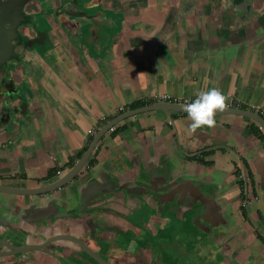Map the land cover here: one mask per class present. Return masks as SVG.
<instances>
[{"label": "crops", "instance_id": "obj_1", "mask_svg": "<svg viewBox=\"0 0 264 264\" xmlns=\"http://www.w3.org/2000/svg\"><path fill=\"white\" fill-rule=\"evenodd\" d=\"M86 2L63 24L33 18L35 30L21 27L20 40L39 37L30 49L19 41L7 47L0 78L12 86L0 87V187L57 181L132 103H190L216 87L228 108L262 117L264 0ZM9 91L24 102L16 114L6 105ZM215 119L192 136L187 115L176 112L121 121L63 188L0 193V236L12 229L18 245L19 231L29 244L72 235L111 264H155L147 247L158 233L163 243L194 238L185 246L196 248L200 264H264V139L253 132L260 127L237 115ZM82 199V214L58 217L75 213ZM142 210L150 215L145 226ZM136 242L138 258L127 254ZM50 248L85 264L70 242ZM26 255L44 263L40 253Z\"/></svg>", "mask_w": 264, "mask_h": 264}, {"label": "water", "instance_id": "obj_2", "mask_svg": "<svg viewBox=\"0 0 264 264\" xmlns=\"http://www.w3.org/2000/svg\"><path fill=\"white\" fill-rule=\"evenodd\" d=\"M29 0H25L24 3L21 5V7L28 2ZM81 0H67L62 4V7L65 9L68 8L69 6L74 9L75 6L77 5L78 2ZM69 2V6L67 7V3ZM72 9L69 11H63L61 15L65 17H76L78 18L79 15L78 13L72 11ZM21 13V10L19 12V15ZM53 14H48L46 16L48 18V21H55L57 24H63L64 21H58L56 19V15L52 16ZM52 16V17H51ZM46 18V19H47ZM45 19V20H46ZM22 24V23H21ZM20 23H17V25H21ZM7 25L9 26V30L12 28L11 24L7 22ZM32 26V24H31ZM9 84L12 86V84L9 81ZM21 95H17V93H11L10 91L8 92V100L7 106L10 109H13L14 111L12 113H17L22 109V104L24 103L21 100ZM13 103H15L13 105ZM183 106L184 104L180 103H175V102H154L148 105H144L142 107H138L135 109H128L124 111L123 113H120L110 121H108L103 127H101L98 132L93 136L92 140L90 141L87 149L83 153V155L79 158V160L66 172L63 176L59 177L57 181L44 186L40 187L37 189H32V190H27V189H17V188H9V187H0V193H5V194H11V195H29V196H46L47 194L54 192L56 190H59L69 184L70 182L73 181V179L81 172V170L85 167L87 164L91 154L93 153L94 149L96 148L97 144L99 141L103 138V136L111 130L115 125L120 123L121 121L128 119L130 117H134L136 115L142 114V113H149V112H157V111H162L165 113L169 112H176L180 114L187 115L183 111ZM220 114H226V115H237V116H242L246 117L252 121H254L260 129L264 133V119L258 115L257 113L247 111V110H242V109H231L227 108L223 112H218L216 115ZM11 116V114H10ZM4 204L5 202H1ZM87 206V201L86 199H82L80 202V206L76 209V212L74 213H67L65 212L63 215H60L58 217H73L75 214H82L85 211V207ZM12 229H8L7 233H3L2 236H0V261H9L12 264L19 263L21 261L29 260L28 256L26 255L27 253H33L37 252L42 255H47L50 257H53L56 260H60L59 255L50 252L48 250V247L53 245L56 242H70L80 248V250L90 259H92L94 262L97 264H109L108 262L104 261L98 254H96L94 251H92L89 247H87L82 241H80L78 238L72 236V235H56V236H51L47 239H44L42 243L39 244H29L28 239L30 237V234L27 233V231H19L16 232V236L18 238H21L25 241L23 244H14L13 243V236H12ZM60 250V249H59ZM57 250V251H59ZM25 255V256H24ZM63 256H68L67 252L63 254ZM71 263H79L83 264V261L78 258H68L66 257Z\"/></svg>", "mask_w": 264, "mask_h": 264}, {"label": "flooded vegetation", "instance_id": "obj_3", "mask_svg": "<svg viewBox=\"0 0 264 264\" xmlns=\"http://www.w3.org/2000/svg\"><path fill=\"white\" fill-rule=\"evenodd\" d=\"M24 1L25 0H0V65L2 63H4L5 60L7 59V56H8L7 47H9L10 44L11 45H12V43L16 44L19 41L20 42V44H19L20 48L24 47L25 50H27V49H30V47L33 45V42H35V43L38 42V38H39L38 36H37V39L32 38V39L27 40V39H24L22 37V39L25 41L20 40V38H21V33H20L21 27L27 26V27H30L31 30L32 29L35 30L34 27H36V26L32 23L33 18L39 19V20H42V19L45 20L47 17H49V16H46L48 14H53L52 16L56 15L55 20H58V21H65V19L71 18V16L65 17V16L61 15V13L63 11H66V9H67V8L66 9L64 8L65 6L62 7V4H64V2H66L67 0H29L28 2H26L21 7V5L24 3ZM43 1H46L49 3H52L54 1V3H56V5H55V7H51L50 9H47L46 7H43L42 4H40V2H43ZM86 1L87 0H81L80 2L77 3V5L80 7L81 6L84 7V5H85V7H87ZM77 5L75 6L74 11H76ZM68 6H69V2L67 3V7ZM68 9L71 10L72 8L69 6ZM20 10H21V13L19 15ZM7 22H9L12 26V28L10 30H9V26L7 25ZM44 22H48V18ZM17 23H20V24L22 23V24L18 26ZM31 24H32V26H31ZM7 62H9V60ZM8 81L9 80H7L5 76H2L0 78V87L1 86L7 87ZM48 250L50 252H53V253L59 255L60 260H56L53 257L47 256V255H42V257L44 259L43 264H73L66 258V256H63V254L65 253V250L63 248H61L59 250L58 248L48 247ZM57 250H59V251H57ZM100 257L104 261L108 262V260H106L102 256H100ZM90 260L93 261L92 259H90ZM90 260L88 259V257L85 258V260H84L85 264H91ZM93 263L97 264L94 261H93ZM108 263L111 264L110 262H108ZM0 264H12V263H10L9 261L8 262L7 261H0ZM16 264H40V263H39L38 259H29V260L27 259L25 261H21V262L16 263ZM74 264H79V263H74Z\"/></svg>", "mask_w": 264, "mask_h": 264}, {"label": "rangeland", "instance_id": "obj_4", "mask_svg": "<svg viewBox=\"0 0 264 264\" xmlns=\"http://www.w3.org/2000/svg\"><path fill=\"white\" fill-rule=\"evenodd\" d=\"M141 219H145V221H141L140 224L141 225H148L146 223V221H148V218L150 217L149 212L146 210H142L141 211ZM136 219H139V217H137ZM156 233V232H155ZM147 235L149 236V234L147 233ZM156 236V237H155ZM154 236L155 240L151 243V245H149L147 247V249L151 250V254H152V260L153 263L155 264H161V262H165L166 264H200L198 262H201L199 260V258L196 255V248H192L190 251H188L189 249L185 246L187 243H195L196 245V240H193L194 238H179L177 239V237L173 240H162L164 241L161 242V238L159 237V234L157 233ZM145 238L139 239L143 240ZM146 242V239H145ZM58 243L61 242H56L54 243L55 245H57ZM53 244V245H54ZM63 244H67V243H63ZM142 244V243H141ZM137 242L135 243V245L132 247V249L130 248V252H128V256H136L138 258V254H141V250H140V245ZM163 245V246H161ZM168 245V246H167ZM147 246V245H145ZM167 246V248H165L164 250H166L165 253H162L163 251H161V249L163 247ZM162 247V248H161ZM33 255H38L37 252H33ZM83 254V253H82ZM84 255V258H87ZM162 256H166V258L162 257ZM76 259V258H75ZM90 260V258H88ZM91 261V260H90ZM91 264H94L93 261L90 262Z\"/></svg>", "mask_w": 264, "mask_h": 264}, {"label": "clouds", "instance_id": "obj_5", "mask_svg": "<svg viewBox=\"0 0 264 264\" xmlns=\"http://www.w3.org/2000/svg\"><path fill=\"white\" fill-rule=\"evenodd\" d=\"M142 75V74H140ZM228 99L218 88L198 91L196 98L183 106L190 122L187 126V134L195 135L202 128H214L216 126V114L229 107Z\"/></svg>", "mask_w": 264, "mask_h": 264}, {"label": "trees", "instance_id": "obj_6", "mask_svg": "<svg viewBox=\"0 0 264 264\" xmlns=\"http://www.w3.org/2000/svg\"><path fill=\"white\" fill-rule=\"evenodd\" d=\"M149 103L148 102H136V103H132L130 104L127 108L128 109H135V108H138V107H142L144 105H148ZM253 132L259 136L260 138H263L264 139V135L262 134V132L260 131V129H256L254 128L253 129Z\"/></svg>", "mask_w": 264, "mask_h": 264}, {"label": "built area", "instance_id": "obj_7", "mask_svg": "<svg viewBox=\"0 0 264 264\" xmlns=\"http://www.w3.org/2000/svg\"><path fill=\"white\" fill-rule=\"evenodd\" d=\"M165 99V98H164ZM166 100V99H165ZM171 102H175V103H179L178 101H176V100H173V101H171ZM188 103V101H183L182 102V104H187ZM260 114L262 115V117L264 118V109H261L260 110ZM91 135L93 134L92 132L90 133Z\"/></svg>", "mask_w": 264, "mask_h": 264}]
</instances>
